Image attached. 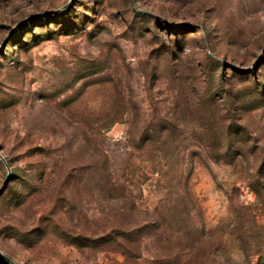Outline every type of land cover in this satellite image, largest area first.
Instances as JSON below:
<instances>
[{
  "label": "rangeland",
  "instance_id": "rangeland-1",
  "mask_svg": "<svg viewBox=\"0 0 264 264\" xmlns=\"http://www.w3.org/2000/svg\"><path fill=\"white\" fill-rule=\"evenodd\" d=\"M0 156L15 264H264V0H0Z\"/></svg>",
  "mask_w": 264,
  "mask_h": 264
},
{
  "label": "water",
  "instance_id": "water-1",
  "mask_svg": "<svg viewBox=\"0 0 264 264\" xmlns=\"http://www.w3.org/2000/svg\"><path fill=\"white\" fill-rule=\"evenodd\" d=\"M0 158H1V159L3 160V162L6 164V167L9 168L8 165H7V163H6V161L4 160V158H3L2 156H0ZM8 183H9V180H7L5 186L1 189V191H0V197H1V196L4 194V192L6 191V188H7V186H8ZM0 257H1L4 261H6L8 264H15L10 258H8L7 256L3 255L1 252H0Z\"/></svg>",
  "mask_w": 264,
  "mask_h": 264
}]
</instances>
